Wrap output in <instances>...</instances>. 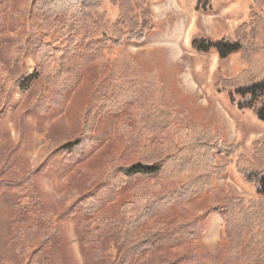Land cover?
<instances>
[{"label":"trees","instance_id":"obj_1","mask_svg":"<svg viewBox=\"0 0 264 264\" xmlns=\"http://www.w3.org/2000/svg\"><path fill=\"white\" fill-rule=\"evenodd\" d=\"M103 2L28 0L24 9L30 10L37 23L10 38V76L0 84V116L6 105L3 100L10 99L17 86L29 89L42 77L65 91L85 75L90 94L78 121L80 137L64 149L71 154V163L77 164L95 144L90 134L102 119L108 114L125 115L117 129L122 148L107 162L99 184L70 208L54 212L42 203L33 169L22 170L14 179L0 180V194L22 192L11 206L17 255L31 252L30 262L48 264L49 243L62 239L61 221L77 208L81 245L99 264H201L194 244L204 227L200 217H191L187 206L211 193L213 176L225 173V167L217 163L218 157L233 156L239 146L228 143L211 128L205 129L202 120L177 111L163 71L150 68L139 54L124 49L128 43L141 45L153 30L151 3L113 0L120 13L110 31L105 13L100 12ZM254 2L264 8V0ZM202 3L205 10L209 0H197V8ZM250 17V22L237 28L234 39H195L192 46L201 52L215 49L221 59L241 54L247 68L235 78L221 79L220 85L233 89L243 99L239 107L251 110L264 122V11L262 15L253 12ZM37 28L54 32L57 38L47 40ZM115 49L121 52L115 54ZM31 50L36 52L33 73L25 59ZM71 60L77 64L71 65ZM255 148L251 159L239 156L237 171L256 186L258 198L244 207L241 199L227 195L212 207L226 216L225 242L219 245L217 255H207L217 264H264V146ZM122 192L132 198L115 202ZM252 205L260 217L255 223ZM30 214L34 220L25 225ZM255 227L257 230L243 246L244 231ZM107 246L116 247L113 261L106 258ZM178 246L190 248L174 257L164 255Z\"/></svg>","mask_w":264,"mask_h":264},{"label":"rangeland","instance_id":"obj_2","mask_svg":"<svg viewBox=\"0 0 264 264\" xmlns=\"http://www.w3.org/2000/svg\"><path fill=\"white\" fill-rule=\"evenodd\" d=\"M28 0H0V84L10 76L7 55L10 38L27 31L37 19L24 9ZM151 3L153 30L141 44L128 43L124 49L139 54L140 60L150 68L163 71L170 87L171 103L179 112H186L191 119L202 120L203 126L217 132L239 150L231 157H218L225 173L213 176L211 193L191 202L187 208L191 217H200L204 227L194 244L201 264H217L207 255H217L225 238L226 216L212 207L223 202L225 196L241 199L244 207L258 198L255 185L247 182L237 171L240 155L251 159L256 145L264 146V122L249 109L238 105L242 97L233 89H223L220 80L239 76L247 65L241 54L221 59L215 49L201 52L193 48V40L220 41L234 39L237 28L251 21V13L262 15L255 0H209V6L197 8V0H148ZM100 12L105 13L110 31L119 17V8L113 0H104ZM38 33L50 40L54 32L37 28ZM143 51L141 55L140 52ZM115 49L113 53H120ZM36 52L26 54L30 73L36 68ZM114 59V57H112ZM71 65L77 62L71 60ZM118 66L117 68H120ZM168 81V82H167ZM30 79L26 81L29 83ZM90 84L85 75L69 90L61 91L41 77L29 89L17 86L10 99L3 100L5 108L0 116V180L14 179L22 170L33 169L37 179L36 191L42 203L61 212L70 208L77 199L95 188L102 177L107 162L122 148L117 129L125 120L124 114H108L90 135L95 141L86 151V157L72 164L70 147L80 137L79 118L88 105ZM192 121V120H191ZM22 192L0 194V264H36L26 256L17 255L18 239L11 206L17 203ZM130 193H119L115 202L130 200ZM109 204L106 205V207ZM253 223L260 219L252 205ZM103 210V209H102ZM80 210L75 208L61 221L63 237L53 239L48 245V264H99L83 250L81 234L77 228ZM183 218V214H181ZM34 215L25 225H30ZM257 227L244 231L246 246ZM221 238V240H220ZM190 247L178 246L165 251L174 257L189 251ZM106 258L113 261L116 247H106Z\"/></svg>","mask_w":264,"mask_h":264},{"label":"crops","instance_id":"obj_3","mask_svg":"<svg viewBox=\"0 0 264 264\" xmlns=\"http://www.w3.org/2000/svg\"><path fill=\"white\" fill-rule=\"evenodd\" d=\"M235 54H239V53H235Z\"/></svg>","mask_w":264,"mask_h":264}]
</instances>
